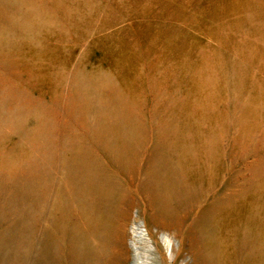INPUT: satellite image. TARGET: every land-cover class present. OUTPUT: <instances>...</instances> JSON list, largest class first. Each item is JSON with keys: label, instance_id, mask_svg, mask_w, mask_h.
<instances>
[{"label": "rangeland", "instance_id": "rangeland-1", "mask_svg": "<svg viewBox=\"0 0 264 264\" xmlns=\"http://www.w3.org/2000/svg\"><path fill=\"white\" fill-rule=\"evenodd\" d=\"M7 9L0 208L2 185L40 189L21 262L10 264H37L49 243L59 246L54 264H114L125 210L127 237L148 234L136 250L125 240L124 264H169L167 233L178 239L174 264H264V0H17ZM13 88L31 96L27 113L3 99ZM41 111L53 133L37 148L17 126ZM28 145L35 172L13 178L2 160ZM81 145L99 182L94 195L67 198ZM24 207L17 218L0 212V236L15 232Z\"/></svg>", "mask_w": 264, "mask_h": 264}, {"label": "bare ground", "instance_id": "bare-ground-1", "mask_svg": "<svg viewBox=\"0 0 264 264\" xmlns=\"http://www.w3.org/2000/svg\"><path fill=\"white\" fill-rule=\"evenodd\" d=\"M16 1V3H15ZM0 0V17L4 20H8V6L12 4H17V0ZM10 17V16H9ZM22 91V89H19ZM3 99H13L17 106L22 108V111L25 113L26 106L31 101V96L24 93L23 95L16 92L15 88L11 89L10 92H6L3 95ZM27 113V112H26ZM50 115L46 111H41L35 113L32 118V124L28 127H25L23 122L19 124L18 129L21 130L27 141L30 143V146H37L39 148V139L45 134L53 133V127L51 123ZM171 131L169 128H165L161 132V137H166ZM49 132V133H48ZM50 142L48 143V145ZM28 145L22 149L20 154L11 159L4 161L2 160V169L9 172V175L13 178H18L22 175H32L35 172V162L33 163L34 155L32 156L31 147ZM45 166L44 163L38 159V168L37 174H39L40 181L43 180L45 176ZM97 165L92 164L89 158V150L86 146L81 145L77 146L72 161H70L69 176L67 179V188L66 196L67 198L77 196L80 198H85L88 195H94L96 192V184L99 182L97 177ZM31 179V178H30ZM32 181V179H31ZM90 184V185H87ZM2 188L6 190L7 197L0 208V212L7 219L12 218V216H19L21 209L26 206L24 214L21 215L20 225L14 230L15 232H4L0 236V263L1 264H10V263H20L21 262V252L28 233L32 226L33 215L29 212L30 206L39 201L40 198V189L36 188L33 184V187L24 188L21 182H17L12 186H4ZM105 196L112 200L114 197L111 190H107ZM25 209V207H24ZM34 210V209H33ZM127 213L125 210L120 214L119 219L114 225V234H115V244L117 246V254L114 258V264H124L127 256V249L124 245L127 238L132 244V250L137 249V238L139 235L146 236L147 230L139 227L140 231L133 230L130 233V236L127 237L125 231L127 225ZM130 216V215H129ZM188 241H192V235L188 236ZM164 242L165 256L169 260V264H174L175 260V250L178 245V239L174 234L167 233L166 240ZM189 242V244H190ZM59 257V246L55 243H49L45 246L38 257L37 264H54L58 261ZM184 264H200V259L195 257L183 256L181 259Z\"/></svg>", "mask_w": 264, "mask_h": 264}, {"label": "water", "instance_id": "water-1", "mask_svg": "<svg viewBox=\"0 0 264 264\" xmlns=\"http://www.w3.org/2000/svg\"><path fill=\"white\" fill-rule=\"evenodd\" d=\"M138 224V223H137ZM136 224V225H137ZM128 246H129V248L132 250V244H131V242H128ZM133 252V251H132Z\"/></svg>", "mask_w": 264, "mask_h": 264}]
</instances>
